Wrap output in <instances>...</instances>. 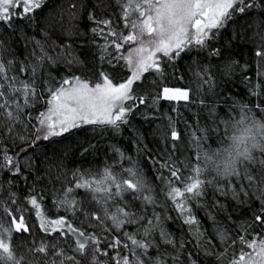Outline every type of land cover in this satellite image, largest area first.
I'll use <instances>...</instances> for the list:
<instances>
[{
  "label": "trees",
  "instance_id": "obj_1",
  "mask_svg": "<svg viewBox=\"0 0 264 264\" xmlns=\"http://www.w3.org/2000/svg\"><path fill=\"white\" fill-rule=\"evenodd\" d=\"M244 4L253 6L233 10L202 46L186 45L171 59L160 55V70L150 69L132 85L133 99L123 122L81 125L48 139L37 132L38 121L48 108L50 92L64 80L79 77L93 85L103 73L119 84L130 76L128 65L118 57L127 55L132 44L117 51L118 38L107 35L130 31L121 0H42L28 14L12 10L19 15L0 21V63L8 77L0 84L8 92L15 77L16 87L23 82L34 89L23 111L13 109L15 122L21 124L11 126L0 115V224L8 227L13 218L24 217L29 231L17 233L13 228L10 237L22 264H116L117 253L135 260L126 234L150 243L147 253L135 249L141 264L157 259L162 264H230L241 249V236H264V223L256 221L258 215L264 217V185L259 183L264 170L259 163L247 165L257 177L253 185L235 177L229 183L206 171L202 194L185 201L189 211L183 214L167 195L171 183L183 186L170 179V169L178 168L184 179L193 175L191 168L201 163L197 157L227 144L225 134L242 114L264 122V55L256 54L264 52V0ZM102 21H108L107 26ZM165 87L187 90L189 99H163ZM15 95L16 103L24 105L22 95ZM173 130L177 140L171 138ZM6 155L12 158L10 165L4 163ZM254 156L264 158L259 152ZM106 169L120 180H139L145 186L143 193L126 190L103 205L109 213L122 207L137 218L119 230L92 192L75 187L80 176L91 179ZM109 187L114 193L115 187ZM145 194L151 195L152 203L143 199ZM32 198L41 217L30 204ZM65 199L74 203L62 204ZM189 216L195 223H185ZM42 218H63L97 243L81 255L75 250L76 240L84 237L67 228L64 234L49 235L41 230ZM146 228L151 229L147 235ZM117 239L121 244L112 247ZM41 244L47 245V254L33 251ZM58 251L62 255L57 256Z\"/></svg>",
  "mask_w": 264,
  "mask_h": 264
},
{
  "label": "snow or ice",
  "instance_id": "obj_2",
  "mask_svg": "<svg viewBox=\"0 0 264 264\" xmlns=\"http://www.w3.org/2000/svg\"><path fill=\"white\" fill-rule=\"evenodd\" d=\"M42 0H0V21L5 23L12 15H19L12 11L16 8H22L24 14H28L41 6ZM123 19L126 21L125 27L130 31L127 34L119 35L115 31H109L107 35L117 37L119 42L114 41L116 50L119 51L124 44H134L127 51V55L118 57L123 59L128 65L131 76L126 81L119 84H114L106 74L103 76V83H96L91 87L88 82L76 77L74 81L64 80L59 88L50 92L48 100V113H41L39 118L40 127L37 129L43 135L44 139L51 136L61 135L68 132L71 128L79 127L78 122L87 124H108L116 126L117 122H123L129 108L125 107V102L132 99V85L134 81L139 80L143 73L150 69L160 70L159 55L167 56L170 59L173 55L179 56L186 45L196 44L203 45L208 37L209 30L222 26L226 19H229L233 10L244 11L245 7L253 5L244 4V0H121ZM244 5V7H237ZM101 23L107 26L108 21ZM257 56L264 55V52L257 51ZM0 80L8 81L6 68L3 63H0ZM63 85H69L65 88ZM4 84H0V89L4 88ZM20 93L24 98L25 104H13L6 95L15 96ZM166 100H185L189 99V92L179 88L163 89ZM34 94V89L28 83L21 82L20 87L15 85V77L12 78L9 84L8 93L0 92V109H4L8 120L16 119L13 111L9 110L15 107L16 112L23 111L29 101L28 97ZM144 101L141 99L140 101ZM53 115L57 119L53 120ZM227 123V122H226ZM59 129V130H57ZM172 140H177L178 135L175 130L171 132ZM225 138L227 144L212 152H204L202 157L197 159L201 163L193 166L190 175L186 179L179 175L178 168H171V178L175 181H181L183 186H177L171 183L168 188V198L175 204L176 209L181 214L188 212L189 209L185 203L186 200L193 197H199L202 194L205 180L203 179L206 171H211L222 180H228L235 177L237 180L244 179L249 185L257 183V177L248 170L247 165L255 166L259 163L260 169L264 170V158L254 156V152L264 154V122H259L251 119L246 114H242L230 126V131L226 132ZM4 163L11 164L10 156L4 157ZM243 170V171H242ZM132 176H135L129 170ZM210 182V181H209ZM109 183L115 187V192L111 191ZM264 185V174L261 175L260 181ZM126 186V187H125ZM76 188H84L93 193V199L102 207L108 200L115 196L121 195L126 190L143 193L144 185L139 180L133 179H118L111 170L106 169L102 175L93 176L91 179L80 176L75 184ZM72 191L71 188L68 189ZM264 192V188L261 189ZM150 193V190H149ZM143 199L152 203L150 194L143 195ZM62 204L74 203L65 199ZM33 208L37 209V217H41L39 204L35 198L30 200ZM7 211V209H5ZM105 216L113 221L114 227L119 230L125 223H135L137 218L124 208H117L116 212L109 213L107 207H103ZM12 216V212H8ZM131 216V220L127 218ZM98 219L99 217L94 216ZM142 218V217H141ZM256 221L264 223V217L257 216ZM152 225V221H148ZM185 223L193 224L195 220L189 216L185 219ZM41 230L49 235L52 232L60 231L64 234V229L67 228L71 233L77 234L78 237L85 239L76 240V248L83 255L90 245L96 244L97 241L93 236H86L83 231H79L70 223H67L63 218L55 220L41 219ZM19 232H28L29 229L25 225L24 217L19 219L13 218L11 225L6 227L0 224V264H22L23 258H17L10 243L12 230ZM150 228L145 229V235L148 234ZM131 245L133 255L137 258L130 260L128 255L121 256L117 253L116 264H141L139 255L135 249L142 250L147 253L150 243H145L143 240H137L133 235L126 234ZM161 236L166 243H171L167 234L161 232ZM222 239L223 235L221 234ZM241 249L238 256H235L230 264H264V236L252 239H245L244 236L239 238ZM121 244L120 240H114L112 247ZM128 247V245H124ZM47 245L41 244L35 247L33 251L47 254ZM94 251H100L96 248ZM107 253H105L106 255ZM57 256L62 255V252H56ZM71 259V257H68ZM63 264V261H60ZM95 264V261H93ZM154 264H162L157 259Z\"/></svg>",
  "mask_w": 264,
  "mask_h": 264
},
{
  "label": "rangeland",
  "instance_id": "obj_3",
  "mask_svg": "<svg viewBox=\"0 0 264 264\" xmlns=\"http://www.w3.org/2000/svg\"><path fill=\"white\" fill-rule=\"evenodd\" d=\"M17 9H21V12H23V10H22V8H16V9H13V10H17ZM212 30V29H211ZM211 30H209V32L211 31ZM136 45H134V44H132V46L131 47H135ZM159 56L160 55H162V54H158ZM129 71H130V69H129ZM130 76H131V71H130ZM129 76V77H130ZM71 81H74V80H71ZM137 81V80H136ZM136 81H134V83L136 82ZM98 83H103V79L102 80H100ZM133 83V84H134ZM90 85V84H89ZM91 87H94L95 86V84H93V85H90ZM64 87L65 88H67V87H69V85H64ZM0 92H4V93H8L7 91H5V88H2V89H0ZM131 95H132V93H131ZM163 96H164V93H163V90L161 91V93H160V97L161 98H163ZM5 99H8L10 102H12L13 104H15L16 102H18V97L15 95V96H11V95H6L5 96ZM133 99V98H132ZM132 99H130V100H128V101H126L125 102V107L127 108L130 104H131V102H132ZM164 99V98H163ZM174 101H178V100H174ZM13 109H14V106L13 107H11L9 110H11V111H13ZM48 109H49V105H48V108L46 109V111L44 112V113H48ZM4 113V112H3ZM13 113H14V111H13ZM15 115V114H14ZM4 116H5V118L7 119V117H6V114H4ZM53 120L55 121L56 119H57V117L55 116V115H53ZM15 120L16 119H14V120H8L7 119V121L8 122H10L11 123V126H16V124H21L20 122H15ZM79 123V125L81 126V125H86L87 123H83V122H78ZM39 124V123H38ZM97 124H99V123H97ZM101 125V124H100ZM39 127H40V125H39ZM72 129V128H71ZM70 129V130H71ZM57 130H59V129H57ZM38 132V131H37ZM39 134H40V136H42L43 137V135L39 132ZM52 137V136H51Z\"/></svg>",
  "mask_w": 264,
  "mask_h": 264
}]
</instances>
